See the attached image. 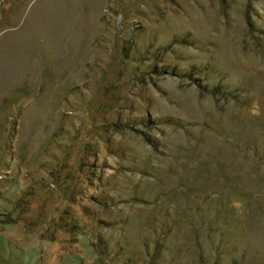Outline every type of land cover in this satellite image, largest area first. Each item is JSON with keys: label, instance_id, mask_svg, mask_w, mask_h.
Wrapping results in <instances>:
<instances>
[{"label": "rangeland", "instance_id": "1", "mask_svg": "<svg viewBox=\"0 0 264 264\" xmlns=\"http://www.w3.org/2000/svg\"><path fill=\"white\" fill-rule=\"evenodd\" d=\"M0 264H264V0H0Z\"/></svg>", "mask_w": 264, "mask_h": 264}]
</instances>
